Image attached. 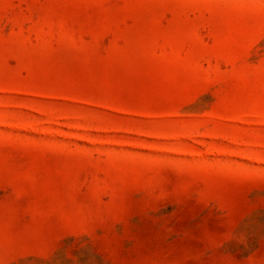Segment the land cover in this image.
<instances>
[{
  "label": "rangeland",
  "instance_id": "rangeland-1",
  "mask_svg": "<svg viewBox=\"0 0 264 264\" xmlns=\"http://www.w3.org/2000/svg\"><path fill=\"white\" fill-rule=\"evenodd\" d=\"M0 264H264V0H0Z\"/></svg>",
  "mask_w": 264,
  "mask_h": 264
}]
</instances>
